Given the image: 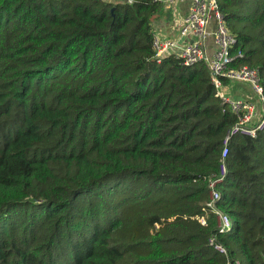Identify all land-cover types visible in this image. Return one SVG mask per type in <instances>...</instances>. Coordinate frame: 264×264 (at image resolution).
<instances>
[{
	"label": "trees",
	"instance_id": "1",
	"mask_svg": "<svg viewBox=\"0 0 264 264\" xmlns=\"http://www.w3.org/2000/svg\"><path fill=\"white\" fill-rule=\"evenodd\" d=\"M0 0V264H264V132L235 122L207 65L158 61L157 0ZM235 66L264 88V0H217ZM217 236L221 255L209 246Z\"/></svg>",
	"mask_w": 264,
	"mask_h": 264
},
{
	"label": "built area",
	"instance_id": "2",
	"mask_svg": "<svg viewBox=\"0 0 264 264\" xmlns=\"http://www.w3.org/2000/svg\"><path fill=\"white\" fill-rule=\"evenodd\" d=\"M162 5L181 3L184 0H157ZM188 14L182 19L179 35L181 38L190 37L191 41L180 44L173 39H161L153 31V51L155 58L160 61L163 58L174 56L182 61L185 66H191L199 62L207 65L211 81L215 88V96L229 107L235 117V122L227 130L220 151L218 173L209 177L208 189L210 190L209 201L206 203L204 215L196 217L202 225L208 227V214L215 218V231L218 234H226L233 227L232 219L223 211L218 209L217 202L220 194L216 186L224 181L227 175V158L229 154L230 140L236 136L255 138L264 132V88L258 70L247 65L235 66V60L242 58L241 53L233 54L232 48L235 44L234 36L228 31L221 15L218 12L217 0H189ZM131 3L130 0H126ZM215 17L218 21L213 33L216 49L212 56H207L205 38L206 27L209 20ZM239 82L248 85L256 101L231 99L227 97L225 89L228 83ZM209 246L221 255H226L225 247L218 241L217 236L209 238ZM232 264V263H230ZM237 264V263H235Z\"/></svg>",
	"mask_w": 264,
	"mask_h": 264
},
{
	"label": "crops",
	"instance_id": "3",
	"mask_svg": "<svg viewBox=\"0 0 264 264\" xmlns=\"http://www.w3.org/2000/svg\"><path fill=\"white\" fill-rule=\"evenodd\" d=\"M189 6V0H184L181 3H174L171 5L169 4L168 6L163 5V9H166L167 12L155 22L153 26V31L161 39H173L178 41L180 44H186L190 42V37L181 38L179 35L181 21L187 16ZM217 23V19L215 17H212L206 27L207 36L205 38L204 43L207 51V56L209 58L212 56L216 49V46L214 44L213 33L215 32ZM229 92L233 93V95L230 97L228 96ZM225 93L227 97L235 100L240 99L253 101L255 98L250 87L244 83L239 82L228 83L225 89Z\"/></svg>",
	"mask_w": 264,
	"mask_h": 264
},
{
	"label": "rangeland",
	"instance_id": "4",
	"mask_svg": "<svg viewBox=\"0 0 264 264\" xmlns=\"http://www.w3.org/2000/svg\"><path fill=\"white\" fill-rule=\"evenodd\" d=\"M112 1H114V2H121L122 0H112ZM166 9H163L162 10V14L157 18V19H153L152 20V27L154 26V24H155V22L158 20V19H160L163 15H165L166 14ZM251 89V88H250ZM252 91V90H251ZM233 95V93H228V96L230 97V96H232ZM254 101H256L257 102V99L256 98H254Z\"/></svg>",
	"mask_w": 264,
	"mask_h": 264
}]
</instances>
